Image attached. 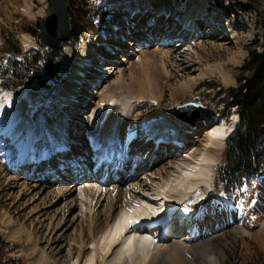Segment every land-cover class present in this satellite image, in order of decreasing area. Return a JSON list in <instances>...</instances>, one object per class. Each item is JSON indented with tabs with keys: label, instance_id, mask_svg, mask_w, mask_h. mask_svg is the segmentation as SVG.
<instances>
[{
	"label": "rangeland",
	"instance_id": "rangeland-1",
	"mask_svg": "<svg viewBox=\"0 0 264 264\" xmlns=\"http://www.w3.org/2000/svg\"><path fill=\"white\" fill-rule=\"evenodd\" d=\"M48 1L0 0V52L4 48L3 41L5 39H10L12 43H17V47L21 49V55H25L26 57H30L39 51L40 43L31 34L37 36L40 33L36 24L45 17ZM117 1L68 0L69 10L71 11L68 15V21L71 24L70 27L71 29H75L76 34L80 33L81 35L78 38L71 39L69 42L60 44L59 46H64V48L62 52H56L54 56L56 57V61L55 58L54 61L63 67L59 76V85L50 82L48 86L43 85L45 87L36 86L33 84L35 80L31 77L23 85L19 86L18 81V86L16 85V87H14V83L12 82L8 85L7 81H11L14 76L11 69L0 59V65H2V70L0 71V105L9 96L20 94V97L14 99L15 101H13L10 107L14 112V116L16 117L17 114H20L21 118L27 121V118L30 116L29 112L33 111L35 116L31 114V118L35 120L33 121L34 123L39 120H44L48 127L50 126L54 130L57 128L56 131L62 129L58 121L61 117L60 114H62V111L66 112V114L68 113L69 119H66L68 120L67 125L72 130L66 132L64 128L66 134L68 133L67 137L69 140L66 146L74 149L75 153H70V158H67V161L75 159L77 163L78 157H83V160L79 161L78 164L85 166V170L88 173L86 175H83V172L81 173L85 178L92 175L93 168V163L90 162L93 155L90 149V143L87 142V133L92 126L90 116H92L93 112H96L99 104L105 106L109 98H118L120 88L117 85L122 84V80L119 77L120 73L123 74L122 77L126 79V82L134 74L136 77L140 76L148 81L151 80L157 83L160 90L163 91V100L159 105L158 101L154 99L147 98L140 100L142 108L139 109V123H142L144 117H147L146 115L151 117L161 112L171 114L170 116L176 114V118H178V108L182 105L195 102V98H198L200 103L206 108V116L211 113L222 115L225 122L230 123V120H233L232 117L237 115L236 107L231 105L232 98L230 90L238 89L240 83L243 82L242 77H244L246 72L241 71L249 58V53L252 51L262 52L263 49L264 0H224L228 8L233 10L229 17L219 8L217 4L219 0H208L209 6L203 14H214L222 21V24L229 25V28L233 31L232 34L238 35L242 41L239 45L230 43L228 35L220 33L223 26L208 27L209 25L205 20L206 17H202L200 20L205 21L204 24L201 22L204 28L197 30L200 33L211 31L215 35L221 34L223 40L220 39V35L217 38L210 37L208 39L204 36L199 38L198 41H196L198 39L197 37L194 41L190 42L189 40V44L185 48L196 54L192 58L195 65L190 67L191 69L179 72L176 68V60H173V64H171L172 61L170 63L163 62V58L159 56V51H157L159 48L162 49V47L160 45H158L159 47L153 45L155 43L154 39L159 43L165 42L163 40L165 35H168V31H173L169 29V27L171 28L173 26L174 20L172 17H170L171 19L168 18L169 20L155 22V19L148 18L154 11V8L146 10L142 14L141 11L144 8V1L128 0V6H130L128 12L130 17L129 22H134L137 27L127 31L122 29L119 23L115 24V27L112 24L113 22H117L118 18L127 9H124L127 2L119 4L116 3ZM187 1L175 0L173 5L180 13H185L187 11ZM134 10L138 14L133 17L132 12ZM151 24L153 25L151 30H153L155 38L151 37V39L147 40L150 44H138V40L145 39L151 34L150 31H145L147 29L146 27ZM160 29H163V31H160ZM188 31L186 29L185 33ZM118 32H121L123 36H117ZM136 32H143L146 37L133 36V33ZM103 33L107 34L105 36V43L107 45L101 42V35ZM157 36L158 39L156 38ZM179 40L181 41V38ZM206 42L209 44L211 42L217 43L223 47H228L231 54H227L224 50L220 51L217 49L216 51V49H212L211 45L203 44ZM130 43H133L134 46L129 45ZM178 43L179 41L175 40L173 43H169V46H174ZM201 46H204V49ZM92 50H96L100 56L95 57L96 59L91 63L87 59L89 61H87L86 65L84 64L85 73L79 88V95L76 96L77 99L69 100L68 105L61 106L62 100L60 97H64L67 100L68 97H65L66 91L73 93L74 89H77L78 83L75 75L80 70L79 66L82 64V59H85ZM46 52L53 53L51 50ZM146 53L150 55V59L148 58L145 61L144 66L138 65ZM179 58L181 59V57ZM84 62L86 61L84 60ZM140 77H138L139 80H141ZM188 78L197 83L196 89L191 96L179 98L175 103L172 102L169 99V93L172 91L175 93L177 88L186 90ZM134 90L132 89V91ZM136 102L139 103V100H136L135 104ZM100 112H103V108L100 109ZM40 116H42V119ZM105 119L103 118L102 121H105ZM80 124L82 128H80ZM35 125L37 124L35 123ZM94 125L95 127L97 126L96 123ZM193 131H190L191 136L196 134ZM5 140H9V138L5 137ZM71 140H76L79 142V145L72 143ZM132 142V147L137 145V142ZM227 142L228 140L225 141V147L219 156V164L215 169V198L226 209L228 216L233 218L239 217L241 227H247L250 232L237 234L230 227V222L228 224L229 227L223 233L216 235L212 239L213 249L221 256V264H264V199L258 193L260 190L259 186H264V173L259 174L260 176L257 178L245 177L233 187L222 186L219 178V170L227 164ZM1 145L2 143H0ZM143 148L144 151L141 153V156L144 159L151 149V146L147 144ZM13 149V147L7 146L3 150H0V219L1 215H3L2 220L4 222H10V224L12 223L11 226L14 227V231H17L12 232V228L0 223V264H34L35 258H37L35 257L36 254L47 251L48 241L49 243H51V240L54 242L56 239L59 240L58 237L62 236L64 237L62 241L68 243L74 239V235L80 234L82 231L88 233L89 225L95 220L97 214L106 213L107 205L101 201L99 205L95 206V202L91 203L93 196L86 195L85 197L83 194L80 196L78 194L79 186L67 201L62 198L54 200L53 198L56 197H53V195H56V190L71 189V177L63 170L56 173H49L44 166L40 170H36L38 172L36 174L38 176L41 175V178L37 179H34V175L36 174L25 173L26 169L24 167L19 168L17 173L14 172L16 171L15 169H11L14 171L7 170V165H5L6 158L4 156L7 155V150L12 154L15 153L12 151ZM174 153L170 151V156L162 164L155 163L153 168V161H151L147 168V170L152 168L151 173H142L144 169L138 171L142 173L139 178L138 176L130 177L128 180L127 173L125 176H118V178L124 177V181H127L126 184H122L121 188H127L130 183L131 185L139 184L144 178L151 179V174L156 176L158 171L160 172L163 167L167 168L169 166L167 164L169 161L176 158V154ZM146 161L147 159H145V163ZM52 162L57 164L59 161L53 159ZM50 163L51 161H49ZM58 173L60 177H58ZM74 174L76 176L78 173L75 172ZM50 177H53L52 180ZM14 178L19 179V184H21L19 185L20 188L23 187L22 182L24 180L22 178L28 179L27 183L31 185L36 184L37 186L35 188L31 186L33 189H26L25 192L23 189L17 188L16 186L14 188L10 184V181ZM44 178L47 179L44 180ZM55 179L59 181H56L57 183L52 182ZM106 182L107 189L112 190V187L115 185L111 184L113 183L112 179ZM87 184L97 185L98 182H87ZM80 187L82 188L83 186L80 185ZM108 198H111L110 194ZM53 202L56 204L50 205ZM80 204L85 207H83L85 210L83 216H81ZM76 205L77 208L75 207ZM86 207H94L93 209L95 210L91 216L86 214L89 209H86ZM99 220V223L94 228L97 236L101 235L106 226L104 217H99ZM34 246H36L35 251L37 253L33 255ZM220 251H224L226 257H222Z\"/></svg>",
	"mask_w": 264,
	"mask_h": 264
},
{
	"label": "bare ground",
	"instance_id": "bare-ground-1",
	"mask_svg": "<svg viewBox=\"0 0 264 264\" xmlns=\"http://www.w3.org/2000/svg\"><path fill=\"white\" fill-rule=\"evenodd\" d=\"M143 1L144 8H142L141 12L154 8V11L148 16L149 19H155L156 22L169 20L171 19L170 17H172L174 20L173 26L170 28V30L172 29L173 31H170L171 33L168 32L167 36L165 35L163 39L165 42L159 43L154 39L155 43L153 45H155V47L158 45L162 47V49L159 48L157 51H159V56L163 58H161L163 62L170 63L172 61L171 64H173L176 60L175 64L179 72L191 69L190 67L195 65L192 58L196 54L185 48L187 47L186 45L189 44V40L191 42L198 38L196 40L198 41L199 38L204 36L208 39H210V37L217 38L219 35L220 39L223 40L221 34L215 35L211 31L202 33L198 31L204 28V26H202L204 22L202 21L203 24L199 23L198 17L207 10L209 6L208 0H188L187 11L185 13H180L173 5L175 0ZM124 2H127L124 6V9H127L120 18H118L117 22H113L112 24L115 27V24L119 23L122 29L129 31L131 30V28H129V2L128 0H118L116 3L123 4ZM134 11L132 15L135 13ZM208 21L210 23L211 21L217 23V20H214L213 17L208 19ZM219 24L223 26L220 33L228 35L230 43L239 45L242 40L238 35L232 34L233 31L229 28L230 26L222 24V21H220ZM189 25L193 26L195 30L191 29L189 32L184 33ZM146 28L145 31H150L151 33L147 38H145L146 36L143 32L133 33V36L145 38L138 40V44H150L147 40L151 39V37L155 38L153 30H151L153 25L151 24ZM160 31H163V29H160ZM106 35V33L101 35L102 43H105ZM117 36L121 37L123 35L121 32H118ZM156 38L158 39V36ZM174 38H181V41L179 40V43L182 42L180 46L178 44L169 46V43L172 41L171 39ZM207 42L203 44L211 45L212 49H216V51L219 49L220 51L224 50L227 54H231L228 47L226 48L221 46V44L212 42L209 44ZM129 45L134 46L133 43ZM197 50H199V48H197ZM98 56H100L99 53L96 50H92L86 58L84 57L85 59H82V64L79 66L80 70L77 72L78 74L75 75L78 87L74 89L73 93L66 91L65 97H68L67 100H65L66 98L64 99V97H60L62 100L61 106L68 105L69 100L77 99L76 96L79 95V88L85 73L84 66L87 64V61L90 60L91 63ZM179 57H181V59ZM148 58L150 59V55L146 53L143 55L138 65L141 66L145 64ZM84 60L86 62H84ZM157 60L159 61V59ZM122 75L121 73L119 75L122 84L117 85L120 88V94L118 96L116 95L118 98H109L105 106L97 104L98 109L90 116L92 126L87 133V142L90 143L91 141L94 147L93 156L96 158V163L94 164L93 171L95 173L99 172L101 169L100 163L107 166L109 160H112L113 169L118 166L117 169L122 170V168L132 160V157H135V159L138 157L139 163L136 166L137 172L144 169L145 171L142 173L147 174V172L151 173V169L155 163L162 164L163 161L170 156V151L175 152L176 158L169 161L167 163L169 166L167 168L163 167L160 172L158 171L156 176L151 174V179L142 176L144 179L141 183L132 185L130 183V185L128 184L129 186L126 185L127 188H121L122 184L124 185L127 183V181H124V177L120 180H116L118 176L113 174L108 176V178L113 181L111 184H115L112 190H108L106 186V181L109 179L103 181L100 177H98L100 182L97 185H85L82 188L79 186L78 194L80 196L83 194L85 197L86 195L90 197L93 196V201L91 203L95 202V206L99 205L101 201L105 202L107 205L106 213L97 214L95 220L89 225L88 233L85 231H82V233L79 232L80 234L74 235L75 237L72 241L70 240L71 242L65 243L62 241V238H64L62 236L58 237L59 240L56 239L54 242L50 239L51 243L48 241L47 251L36 254L35 257L37 258H35L34 264H221V256L214 251L212 239L216 235L223 233L229 227L228 224L230 222V227L234 229L237 234L250 232L247 227H241L240 219H238L239 217L236 216L237 218H233L228 216L226 209L216 200L214 192L215 169L219 164V156L225 147V141L235 128L237 116L234 115L236 119L233 120L234 123L230 125V123L225 122L222 115L211 113L200 121H197L193 126L185 119L179 120L176 118V114L170 116L171 114L161 112L151 117L146 115L147 117H144L142 123H139V109L142 108L140 100L147 98L154 99L158 101L159 105L163 100V91L160 90L157 83L152 82L150 79V81H148L140 76L136 77L132 74L133 77L130 79L127 78L128 80L126 82V79L122 77ZM138 77H140L141 80H139ZM187 84L186 90L177 88L175 93H173V91L169 93V99L175 103L179 98L191 96L197 87V83L188 78ZM132 89L135 90L132 91ZM19 97L20 94L9 96L5 102L0 105V143H2L0 150H3L7 146L14 148L13 151L15 153L12 154L7 150V155L6 157L4 156V158H6L5 164L10 167L12 166L11 169L15 170H18L17 165H22L31 161V158L25 159V155L30 156L33 154L35 155L33 158L42 159L43 156H41V153L43 151L51 150L53 153L55 148L63 144H68V133L66 134V132L72 130L67 125L68 120L66 119H69V115L64 111H62V114H60L61 117L58 120L62 128L60 131H56L57 128L54 130L50 128V126L48 127L44 120L35 122L37 124L35 125L33 122L35 120L31 118V114L34 113L33 111L29 112L30 116L27 118V121L22 119L20 114H17L15 117L10 107L13 101H15L14 99H18ZM136 100H139V103H137V101L135 104ZM101 108H103V112H100ZM109 109L110 112L108 114ZM34 111L37 112L36 110ZM41 117L42 116H40V118ZM103 118H106L105 121H102ZM95 123L97 124L96 127L94 125ZM79 126L82 128L81 124ZM191 130H194L193 132L196 133L194 136H191ZM5 137H8L9 140H5ZM177 139L184 144L182 148L172 144L173 141ZM159 140H162L163 143L160 144L158 142ZM132 141H134V143L137 142L134 149L129 148ZM71 142L79 145V142L76 140H71ZM145 144L151 145V149L143 159L140 154L143 153ZM145 159H147L146 163ZM151 161H153L152 168L147 170ZM32 166V164H29L27 167L28 170H26L25 173H34ZM59 168L64 169V165L62 163L59 164ZM142 173L137 174L138 178L141 177ZM95 176L96 175H94V177ZM18 178H14L10 181V184L14 186V188L15 186L20 188L19 185L21 184H19ZM22 179L24 182H22L23 187L20 189H23V191L26 189L32 190L33 187L31 186H34V188L37 186L36 184L31 185L27 183L28 179L26 178ZM115 180L116 182H114ZM73 183L70 190H68L69 188L67 190H56V195H53V197L56 198L53 199L62 198L66 201L70 199L74 191L77 190L76 188L78 185L82 186L83 184L80 180L76 182V179L73 180ZM259 187V196H262L264 199V186ZM109 194L111 197L110 199L108 198ZM54 203L55 202L50 205ZM91 203L89 204L91 205ZM75 207L77 208V205ZM79 207L82 213L81 216H83L85 207L82 204H80ZM87 208L89 209L86 214L91 216L95 209H93L94 207H86V209ZM178 212L187 213L188 218L185 220V224L180 225V232H178L177 235L172 234L169 238H160L159 241H157L159 237L154 236L150 238L146 236V229H148L151 223L152 225L154 224L153 221L155 223L156 221L163 222L165 218H173ZM171 213H174V215L172 216ZM101 216L105 218L106 226L101 235L97 236L94 232V228L99 223V217ZM2 218L3 215H1L0 219L1 224H5L12 229L14 228L11 226L12 223L10 224L8 221L4 222ZM128 220H136L138 223L129 225L127 223ZM177 224L178 223H174V225H172V230L176 228ZM16 231H14V229L12 230V232ZM162 233L163 232H159L158 236L162 235ZM129 241H131V248L133 249L131 254L129 253L128 247ZM35 247L36 246H34L33 249V255L37 253ZM221 253L222 257H226L224 251Z\"/></svg>",
	"mask_w": 264,
	"mask_h": 264
},
{
	"label": "trees",
	"instance_id": "trees-1",
	"mask_svg": "<svg viewBox=\"0 0 264 264\" xmlns=\"http://www.w3.org/2000/svg\"><path fill=\"white\" fill-rule=\"evenodd\" d=\"M217 4L230 16L233 10L228 8L224 0H219ZM75 35L78 33L72 28V36ZM262 46V52L249 53L241 71L246 72L242 77L243 82L238 89L230 90L231 105L236 107L239 125L235 135L227 142V164L219 170L222 186L233 187L243 178H253L264 170V42ZM3 47L0 59L9 64L14 76L11 81H7L8 85L12 82L16 87L17 81L19 86L23 85L29 77L35 80V85L58 80L62 66L55 62V55L46 52L41 45L31 58L21 55L17 43H12L10 39L3 41Z\"/></svg>",
	"mask_w": 264,
	"mask_h": 264
},
{
	"label": "water",
	"instance_id": "water-1",
	"mask_svg": "<svg viewBox=\"0 0 264 264\" xmlns=\"http://www.w3.org/2000/svg\"><path fill=\"white\" fill-rule=\"evenodd\" d=\"M68 12L67 0H49L46 16L36 24L40 31L37 36L38 40L41 41L45 49H56L59 43L67 42L70 39ZM177 115L180 120L185 119L194 126L198 120L206 116V108L198 98H195V102L180 106Z\"/></svg>",
	"mask_w": 264,
	"mask_h": 264
},
{
	"label": "snow or ice",
	"instance_id": "snow-or-ice-1",
	"mask_svg": "<svg viewBox=\"0 0 264 264\" xmlns=\"http://www.w3.org/2000/svg\"><path fill=\"white\" fill-rule=\"evenodd\" d=\"M232 119L235 120L236 117L233 116ZM127 223H128L129 225H134V224H137L138 221H136V220H128ZM128 247H129V253L131 254V252L133 251V249L131 248V241H129V245H128Z\"/></svg>",
	"mask_w": 264,
	"mask_h": 264
}]
</instances>
